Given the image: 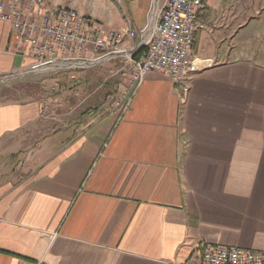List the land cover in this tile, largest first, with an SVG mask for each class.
I'll return each instance as SVG.
<instances>
[{"label":"crops","instance_id":"crops-1","mask_svg":"<svg viewBox=\"0 0 264 264\" xmlns=\"http://www.w3.org/2000/svg\"><path fill=\"white\" fill-rule=\"evenodd\" d=\"M142 1L125 16L136 28ZM199 24L188 91L152 71L125 112L45 138L39 102L0 104V264L264 251V0H206ZM13 32L0 19V74L31 63L14 54Z\"/></svg>","mask_w":264,"mask_h":264},{"label":"built area","instance_id":"built-area-1","mask_svg":"<svg viewBox=\"0 0 264 264\" xmlns=\"http://www.w3.org/2000/svg\"><path fill=\"white\" fill-rule=\"evenodd\" d=\"M205 6L206 0H152L150 16L143 27L109 32L97 21L43 0H0V19L14 28V54L34 62L27 67L30 71L87 68L117 55H129L132 84L113 108L123 113L152 71L189 90L190 75L198 69L190 52L201 28L199 12ZM138 37L145 40L126 45V40ZM144 45L145 54L134 59V53ZM4 76L8 75L0 74V78ZM189 264H264V251L205 244Z\"/></svg>","mask_w":264,"mask_h":264},{"label":"rangeland","instance_id":"rangeland-1","mask_svg":"<svg viewBox=\"0 0 264 264\" xmlns=\"http://www.w3.org/2000/svg\"><path fill=\"white\" fill-rule=\"evenodd\" d=\"M43 1L97 21L108 32L136 28L130 24V17H125L132 0ZM121 1L123 8H120ZM29 63L34 62L29 60ZM27 67L19 74L16 71L0 78V104L39 102L43 107L44 138L67 125L83 128L89 111L97 110L101 115L119 112L113 108L129 90L133 77L129 55H117L87 68L30 71Z\"/></svg>","mask_w":264,"mask_h":264},{"label":"trees","instance_id":"trees-1","mask_svg":"<svg viewBox=\"0 0 264 264\" xmlns=\"http://www.w3.org/2000/svg\"><path fill=\"white\" fill-rule=\"evenodd\" d=\"M146 51H147V46H146V45L140 47V48L134 53L133 58H134V59H140V58L145 54ZM42 108H43V107H42ZM93 111H94V112L89 111V113H88V115H87L88 117H87L86 120H85V125H89V124H91L94 120H96V119L99 117V115H100L99 111H97V110H93Z\"/></svg>","mask_w":264,"mask_h":264},{"label":"bare ground","instance_id":"bare-ground-1","mask_svg":"<svg viewBox=\"0 0 264 264\" xmlns=\"http://www.w3.org/2000/svg\"><path fill=\"white\" fill-rule=\"evenodd\" d=\"M68 11V10H67ZM69 13L73 14V15H76L75 13H73L72 11H69Z\"/></svg>","mask_w":264,"mask_h":264},{"label":"water","instance_id":"water-1","mask_svg":"<svg viewBox=\"0 0 264 264\" xmlns=\"http://www.w3.org/2000/svg\"><path fill=\"white\" fill-rule=\"evenodd\" d=\"M21 72H22V71H18V72H17V73H15V74H19V73H21ZM15 74H14V75H15Z\"/></svg>","mask_w":264,"mask_h":264}]
</instances>
